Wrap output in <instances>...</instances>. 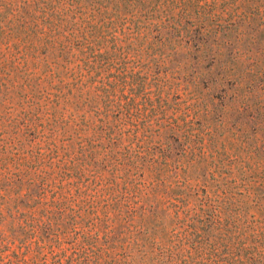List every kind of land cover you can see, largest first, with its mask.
<instances>
[{
	"label": "trees",
	"instance_id": "obj_1",
	"mask_svg": "<svg viewBox=\"0 0 264 264\" xmlns=\"http://www.w3.org/2000/svg\"><path fill=\"white\" fill-rule=\"evenodd\" d=\"M244 16L264 0H0V264H264V221L174 158L162 70Z\"/></svg>",
	"mask_w": 264,
	"mask_h": 264
},
{
	"label": "rangeland",
	"instance_id": "obj_2",
	"mask_svg": "<svg viewBox=\"0 0 264 264\" xmlns=\"http://www.w3.org/2000/svg\"><path fill=\"white\" fill-rule=\"evenodd\" d=\"M243 18L216 45L210 39L199 51L182 48L173 57L167 51L162 70L171 98L191 107L192 135L174 142V158L198 165L195 176L212 191L224 190L253 222L264 221V26ZM3 152L0 142V158ZM175 166L147 165L141 180L150 184L157 177L150 167Z\"/></svg>",
	"mask_w": 264,
	"mask_h": 264
}]
</instances>
